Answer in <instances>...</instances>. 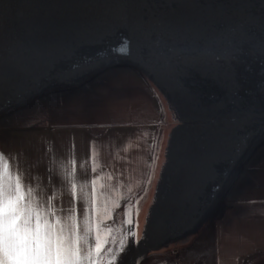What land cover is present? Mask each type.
<instances>
[{
  "label": "rangeland",
  "instance_id": "obj_1",
  "mask_svg": "<svg viewBox=\"0 0 264 264\" xmlns=\"http://www.w3.org/2000/svg\"><path fill=\"white\" fill-rule=\"evenodd\" d=\"M2 56L22 90L13 93L14 122L28 124L14 154L36 163L44 134V173L31 172L49 194L54 108L55 119L91 125L125 113L126 125L151 130L155 176L129 199L143 196L133 213L141 239L119 264H264V222H222L232 187L244 184L243 163L264 145V0H0ZM151 158L120 160L109 172L128 181L129 166L143 175ZM118 198L101 194L98 206ZM123 211L96 217L102 239L107 227L119 238Z\"/></svg>",
  "mask_w": 264,
  "mask_h": 264
},
{
  "label": "snow or ice",
  "instance_id": "obj_2",
  "mask_svg": "<svg viewBox=\"0 0 264 264\" xmlns=\"http://www.w3.org/2000/svg\"><path fill=\"white\" fill-rule=\"evenodd\" d=\"M142 138L137 135L136 139ZM131 147L130 140L122 150L126 153ZM112 148L116 160L126 159L120 156V148L114 145ZM21 156L22 153L0 152V264H119L129 241L139 243L141 236L133 213L138 214L137 206L143 196L133 205L126 195H133L134 188L121 186L119 174L113 177L107 173L109 183H103L104 161L100 147L92 146L90 162L88 158L78 161L74 156L57 157L53 152L46 169L48 184L52 185L50 194L44 178L31 172L38 162L26 166ZM156 159L153 154L150 163L145 165L143 177L135 184L145 194L155 176ZM90 174L94 177L91 181ZM53 178L59 183H53ZM114 179L115 184L111 183ZM113 190L119 192V198L111 208L105 200L101 210L99 195L107 193L111 197ZM121 207L124 211L119 238L113 234L114 228L107 227V235L102 239L99 232L105 227L104 221L96 217L103 215L110 220ZM94 231L97 234L93 238Z\"/></svg>",
  "mask_w": 264,
  "mask_h": 264
},
{
  "label": "crops",
  "instance_id": "obj_3",
  "mask_svg": "<svg viewBox=\"0 0 264 264\" xmlns=\"http://www.w3.org/2000/svg\"><path fill=\"white\" fill-rule=\"evenodd\" d=\"M2 53V52H1ZM11 64V61L8 57L2 56L0 57V152L5 154H14L18 147V144L23 146L25 142L27 144L28 141V124L22 120H18L15 117L14 122V113L13 106L11 105L13 99V93L19 94L22 90L18 89L20 86L13 88L15 86L18 78L7 77V70ZM13 72L12 68L10 70V74ZM10 78V79H8ZM22 83V81H20ZM10 89V90H9ZM17 97L20 95H16ZM15 97V99L17 98ZM10 105V106H8ZM71 106V105H70ZM54 108V118H53V128L51 143H47V151L50 154L47 158L48 160L52 157V153L54 152L57 157H68L74 156L77 160L88 158L90 160L91 148L93 145L98 146L102 149V159L104 161V167L102 172L105 174V182L104 184H108L107 173H111L113 177H116L118 172H109V170L117 169L120 167V160H116L112 153L115 151L112 146L115 148H120V156L126 157L124 160L138 161L139 159L145 160L146 162L150 160L151 153L149 152L150 146L153 145V137L152 133L148 136L150 138L144 137V141L141 146V139L137 140V135L150 133L151 130L144 129L142 126H129L126 125L121 117L124 114L116 113L115 115H111L108 117L106 114V118L100 123H95V125L89 124V122H85L82 118L74 119L71 114H69L68 118L61 120V116L58 115L57 119L55 116ZM140 117L145 118V120H149L148 112H138ZM134 116V115H133ZM150 119H152L150 117ZM92 122V121H91ZM16 125H15V124ZM20 124V125H19ZM152 129V127H151ZM25 130V131H23ZM154 130V129H153ZM24 134V136H23ZM26 140V141H25ZM132 141L133 147L129 149L128 152H124L122 150L123 146L126 145L129 141ZM37 148L39 151L36 162H38L39 172L45 169V141L46 138L44 134L41 136H37ZM138 145V147L136 146ZM146 145V149L140 150L142 147ZM51 146V147H50ZM134 146L137 148V157L134 154ZM148 146V147H147ZM15 149V151H14ZM51 149V151H49ZM22 157V156H21ZM243 173H244V184L238 186L246 187L249 185V196H247V191H241V194H237L239 192L238 186L232 187L230 191V195H228L227 201L222 206L225 210V214L227 218H223V223L229 226L232 223L233 218H242L246 221L243 223L244 225L247 222H252L254 218H260L258 220H254V222H258L261 224L264 222V145H262L259 152L252 154L248 159H246L245 163H243ZM135 164L129 166V178L130 180L124 181L123 175H119V183L124 188L131 186L134 188V192L139 190L140 188H136V181L143 177L139 172L133 174L132 168H134ZM105 170H108L105 173ZM253 173L257 174V178L260 182V186L258 185V180L255 179V185H253ZM249 174V175H248ZM127 177V176H126ZM241 184L242 181L240 180ZM53 183L58 184L59 182L53 178ZM111 183H117V180L111 181ZM50 185V184H49ZM52 190V188H51ZM112 193H119L116 190H113ZM254 194V196H253ZM132 196V195H131ZM131 196H127V199H130ZM122 208V207H121ZM225 215V216H226ZM260 220V221H259ZM221 223V222H220ZM222 224V223H221ZM258 240V239H255ZM259 241L255 245V248H259Z\"/></svg>",
  "mask_w": 264,
  "mask_h": 264
},
{
  "label": "bare ground",
  "instance_id": "obj_4",
  "mask_svg": "<svg viewBox=\"0 0 264 264\" xmlns=\"http://www.w3.org/2000/svg\"><path fill=\"white\" fill-rule=\"evenodd\" d=\"M115 49V48H114ZM116 51V50H115ZM107 59V58H106ZM225 178V177H224Z\"/></svg>",
  "mask_w": 264,
  "mask_h": 264
}]
</instances>
